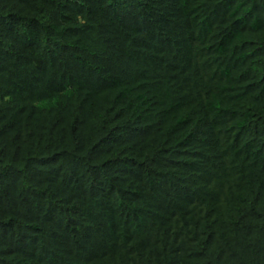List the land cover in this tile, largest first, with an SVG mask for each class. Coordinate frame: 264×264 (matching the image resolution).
<instances>
[{
    "label": "trees",
    "instance_id": "1",
    "mask_svg": "<svg viewBox=\"0 0 264 264\" xmlns=\"http://www.w3.org/2000/svg\"><path fill=\"white\" fill-rule=\"evenodd\" d=\"M0 264H264V0H0Z\"/></svg>",
    "mask_w": 264,
    "mask_h": 264
}]
</instances>
